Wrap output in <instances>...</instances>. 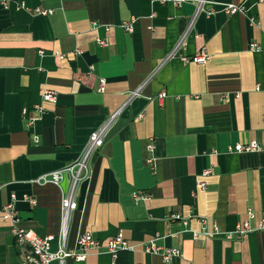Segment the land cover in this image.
Returning a JSON list of instances; mask_svg holds the SVG:
<instances>
[{
  "label": "crops",
  "instance_id": "obj_1",
  "mask_svg": "<svg viewBox=\"0 0 264 264\" xmlns=\"http://www.w3.org/2000/svg\"><path fill=\"white\" fill-rule=\"evenodd\" d=\"M231 2L246 11L227 14ZM211 8L195 16V0H0V264H34L3 212L13 194L20 225L58 248L68 179L36 180L75 161L117 111L79 185L66 246L84 232L104 245L122 233L130 248L50 264H264V230L235 232L249 211L254 228L264 217V0H207ZM203 51L205 63L183 60ZM252 141L261 149L230 150ZM135 192L147 196L136 203ZM151 242L182 255L166 261Z\"/></svg>",
  "mask_w": 264,
  "mask_h": 264
},
{
  "label": "built area",
  "instance_id": "obj_2",
  "mask_svg": "<svg viewBox=\"0 0 264 264\" xmlns=\"http://www.w3.org/2000/svg\"><path fill=\"white\" fill-rule=\"evenodd\" d=\"M162 2L171 1L174 4H180L182 0H161ZM207 0H195L196 3V13L195 16L201 12L206 11L207 14H212L213 9H204V5ZM224 11L227 14H235L238 12H245V6L243 4H236V3H225L223 7ZM42 13H48V11L38 10ZM51 12V11H49ZM194 16V17H195ZM193 17V20H194ZM193 20L188 25L187 31L179 38V41L176 43L173 51L168 56H172L176 53L179 47L185 45L187 36L189 35L192 26ZM251 21H254V18H251ZM123 27L128 30L132 31L133 27L131 23H125ZM98 42L101 45H107V41L99 40ZM251 49H257V43L253 42L250 44ZM208 59V54L203 51L200 54L194 56L192 59L187 57H183L184 61H194L197 63H205ZM93 68V66H91ZM105 88V79H99L98 90L104 91ZM138 94V91H133L131 93V97ZM165 96L164 92L159 94V97L162 98ZM42 98L44 101L55 102L57 100V94L55 91L44 88L42 90ZM225 98H227L225 96ZM35 111L37 113L43 112L42 106H36ZM26 112V110H24ZM118 111L110 115L95 131H93L86 144L84 145L79 157L71 162L70 164L66 165L62 169L51 171L49 173L41 175L36 181L37 182H52L56 185H60L64 178L68 179V186L64 194L61 198V230L59 235L57 236L56 240L58 242V248L56 250H51V242L55 239L53 235H48L45 237L39 236L36 234L32 229H27L20 225V218L18 215V211L15 206L16 196L13 194L11 201H9L3 209V212L10 217L12 220V228L11 233L14 237L15 243L19 246H28L30 248V255L28 259L32 261L34 264H50L53 261H59L61 263L68 257L74 258L75 260H85L87 256L93 251H100L104 249L110 252L113 257H116L118 252L123 249H129L130 245L122 235V233H118L117 235L111 237L106 245H104L101 241L96 239L91 233L84 232L81 233L77 237L76 246L74 248H67L66 246V237H67V226L69 219L71 217L72 212L78 206V189L81 181L84 179L89 178L90 176V162L93 155L100 150V148L104 145L106 136L115 122ZM29 122L31 123L34 118H29ZM35 143L39 142L38 137H34L33 140ZM149 149H152V146L149 145ZM261 146L257 142H249V143H236L233 147H230V150H234L237 152H249V151H256L260 150ZM147 162L155 167V159L154 157L147 158ZM146 194L144 192H135L133 194V199L137 203L146 198ZM34 202V200H31ZM255 214L252 211L248 212V218L244 221L240 222L236 226L235 232L242 236L248 232L260 229L264 230V217H261L257 220L256 227H252L250 224V220L255 218ZM171 220H175L179 218V215L171 214ZM206 223V219L202 220ZM184 224L186 222H183ZM214 233H218V230L215 228L214 232L206 231L205 235H212ZM220 233V232H219ZM197 236V235H196ZM149 252H160L163 259L169 261L174 256H181L182 253L180 249H165L163 250L162 247L158 246L155 242H151V244L146 248Z\"/></svg>",
  "mask_w": 264,
  "mask_h": 264
}]
</instances>
